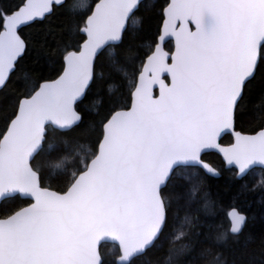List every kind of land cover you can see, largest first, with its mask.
Instances as JSON below:
<instances>
[{
    "label": "snow or ice",
    "instance_id": "obj_1",
    "mask_svg": "<svg viewBox=\"0 0 264 264\" xmlns=\"http://www.w3.org/2000/svg\"><path fill=\"white\" fill-rule=\"evenodd\" d=\"M258 75L264 0H0V264H264Z\"/></svg>",
    "mask_w": 264,
    "mask_h": 264
},
{
    "label": "trees",
    "instance_id": "obj_2",
    "mask_svg": "<svg viewBox=\"0 0 264 264\" xmlns=\"http://www.w3.org/2000/svg\"><path fill=\"white\" fill-rule=\"evenodd\" d=\"M75 2V0H73ZM68 21L62 17L59 13H57L56 16L50 18L49 21H46L43 25L38 26L35 29L29 30L30 33L33 35H37L39 33H48L51 32V35L48 37L49 42L53 43L56 39L59 38V31L58 26L60 24H66ZM155 29V25L153 24V30ZM39 69L45 74V75H51L54 74V70L58 68V65L53 63L52 61H48L45 63L43 60H41L39 64ZM261 91H264V76L258 75L256 80L252 82L251 85H249V97L256 101ZM258 111V109H257ZM231 140V137H225L224 143L227 144ZM211 164L220 167L221 166V157L218 155H212L206 158ZM227 175V174H226ZM261 173H259V176L261 177ZM215 184L218 187L219 192L221 193V198L224 200L225 204L231 201L232 194L234 192V189H232L230 186L226 185L225 180L217 181ZM217 190L216 187H214L213 191L215 192ZM259 201L260 197L257 195L253 200H249L248 204L252 206V210L254 213H258L259 211ZM255 225L259 227V221L257 220L255 222ZM112 244L105 243L104 244V250L106 252H110L112 248Z\"/></svg>",
    "mask_w": 264,
    "mask_h": 264
},
{
    "label": "rangeland",
    "instance_id": "obj_3",
    "mask_svg": "<svg viewBox=\"0 0 264 264\" xmlns=\"http://www.w3.org/2000/svg\"><path fill=\"white\" fill-rule=\"evenodd\" d=\"M256 177H257V179L260 178V176H259V172L256 173Z\"/></svg>",
    "mask_w": 264,
    "mask_h": 264
},
{
    "label": "water",
    "instance_id": "obj_4",
    "mask_svg": "<svg viewBox=\"0 0 264 264\" xmlns=\"http://www.w3.org/2000/svg\"><path fill=\"white\" fill-rule=\"evenodd\" d=\"M105 243L112 244V242H111V241H108V242H105ZM105 243H104V244H105Z\"/></svg>",
    "mask_w": 264,
    "mask_h": 264
}]
</instances>
